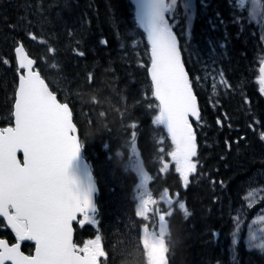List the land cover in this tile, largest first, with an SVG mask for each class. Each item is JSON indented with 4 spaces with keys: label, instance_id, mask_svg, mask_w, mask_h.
Here are the masks:
<instances>
[{
    "label": "trees",
    "instance_id": "obj_1",
    "mask_svg": "<svg viewBox=\"0 0 264 264\" xmlns=\"http://www.w3.org/2000/svg\"><path fill=\"white\" fill-rule=\"evenodd\" d=\"M204 2L207 7L201 6V0H194L196 8L191 22L181 12L174 31L181 46L187 48L184 56L190 74H202L201 58L209 64L215 59L217 68L223 69L235 91L227 96L221 93L213 97L222 104V107L213 109L209 103L207 83L197 87L202 123L194 125L200 165L185 189L174 164H170L166 172L159 171V141L163 138L166 151L171 145L164 129L152 123L155 113L147 107L154 101L150 98L147 67H140V62L147 65L150 61L146 54V40L133 18L130 0H0V61H9L7 65L0 63V126L11 122L10 97L17 80L14 48L18 42H22L37 60L38 69L58 97L70 102L82 133L90 127L87 123L90 119L103 124L98 111L108 113L107 121L112 132L94 131L86 140L84 149L101 189L98 197L102 212L101 231L105 230V236L111 240L107 246L109 258L106 264H125L121 257L115 255L113 244L110 245L116 240L114 232L121 225L127 226L132 220L140 229L148 225L157 234L160 232V216L155 211L144 209L135 199L138 183L135 174L128 175L127 183H116L117 180L113 179L114 173L123 174L122 166L131 155L130 149L123 146L128 137L120 127V112L125 109L126 119L139 124L136 129L138 151L146 171L153 177L149 190L154 195H150L157 197L165 188L170 194L179 193V199L185 202L190 212V216L184 218L182 211L174 206L166 216L170 264H264V252L246 246L245 229L235 251L231 246L232 217L242 212L248 221L260 207H264V196L251 207L247 205L246 198L250 181L264 187L260 177L264 172V141L260 140L257 131L248 127L254 118L260 121L254 126L264 130V96L259 94L255 83L259 59L264 58V41L260 40L263 33L255 30L250 22L243 25L239 21L233 22L232 16L238 11L233 0ZM25 17L31 21L30 27H9L21 24ZM28 31L35 34L37 40L28 38ZM41 39L47 43H40ZM101 39L108 41L107 47L100 44ZM133 41L138 45L135 49L131 47ZM221 43L226 47L220 48ZM49 48H55L56 53L48 52ZM76 48L84 50L86 56L75 55ZM190 54L192 59H189ZM53 64L57 67L53 68ZM89 71L93 72L91 84L86 81ZM241 91L251 101L250 112L243 104ZM93 97L100 103L94 104ZM223 112L229 115L230 120L225 124L231 123L232 129L217 126L216 118L221 116L223 119ZM240 136L245 139L239 144L232 143L231 150H228L225 140L232 142ZM117 151L124 154L123 160L116 157ZM114 165H119L121 170L112 168ZM257 177L260 179L255 182ZM211 180L217 183L213 185ZM220 181L224 182L223 186ZM142 210L146 217L139 214ZM10 233L3 230L2 236L12 242L14 239ZM86 235L90 237L89 233ZM91 236L95 234L91 233ZM23 249L32 253L33 245L25 243Z\"/></svg>",
    "mask_w": 264,
    "mask_h": 264
},
{
    "label": "snow or ice",
    "instance_id": "obj_2",
    "mask_svg": "<svg viewBox=\"0 0 264 264\" xmlns=\"http://www.w3.org/2000/svg\"><path fill=\"white\" fill-rule=\"evenodd\" d=\"M130 2L136 26L142 30L146 40V54L150 61L147 65L140 62V67H147L151 83L150 98L154 101L147 107L154 110L152 123L166 130L171 145L170 150L166 151L163 138L159 141V171L166 172L170 164H174L175 172L187 189L190 177L197 174L200 165L197 131L193 123H202L196 89L207 83L210 89L209 103L213 109L222 107L221 101L213 100V97L221 93L227 96L235 89L223 69L217 68L215 59L209 64L201 58L202 74L189 72L184 56L187 48L181 46L174 28L181 12L191 22L196 8L194 0ZM233 2L238 9L232 16L233 22L239 21L242 25L250 22L255 30L264 33V0ZM201 6L207 7L204 0H201ZM28 12H31L30 6ZM216 15L223 24L220 14ZM20 26L30 27L31 21L25 17L21 24L9 25L13 29ZM26 35L31 40H37L31 31L26 32ZM260 40L264 41V34ZM40 43L47 42L41 39ZM100 44L107 47L108 41L101 39ZM131 47L135 49L138 45L133 41ZM219 47L225 48L226 44L221 43ZM14 52L17 80L10 97L11 123L0 127V221L10 229L14 241L0 238V264H106L108 252L102 235L96 234L82 245L77 244L74 241V224L80 227L88 224L99 230L100 220L96 215L98 206L95 200L98 188L84 149L86 140L94 131L103 129L104 132H112L107 121L108 113L98 111L103 124L90 119L87 122L90 127L82 133L70 102L58 99L36 70V60L29 57L22 42L17 43ZM48 52L55 54L56 49L49 48ZM74 52L81 58L86 56V52L79 48L74 49ZM212 55L215 56V48L212 49ZM192 58L190 54L189 59ZM0 63L7 65L9 61L5 59ZM52 67L56 68L57 65L53 64ZM86 81L88 84L93 82L92 71L87 73ZM255 83L259 94L264 96V58L259 59ZM240 95L250 112V99L243 91ZM92 102L100 103L95 97ZM126 113L127 109L120 112V127L128 137L123 146L130 149L131 155L124 164V170L135 174L138 180L135 199L140 200L153 194L149 190L153 177L146 171L138 151L136 129L139 124L135 120L126 119ZM221 115L223 119L221 116L216 118L217 126L232 129L231 123L225 124V121L230 120L229 115L226 112ZM259 124L260 121L253 118L248 127L257 131L260 140L264 141V130L254 126ZM243 139L244 136L232 142L225 140V146L231 150L232 143L239 144ZM115 155L122 160L124 158L121 151ZM164 157L170 159L165 160ZM210 183L215 185L217 181L211 180ZM219 183L224 185L223 181ZM157 197L167 205L165 212L177 206L184 218L190 216L185 202L179 199V193L170 194L165 188ZM253 198L254 191L250 190L249 207L252 206ZM232 223L231 246L235 251L239 234L245 226L244 214L237 212L232 217ZM161 229H165L163 222ZM259 232L264 233V228L259 229ZM25 242L33 245L31 254L22 250ZM245 243L249 249L257 248L264 252V236H258L255 231L249 230Z\"/></svg>",
    "mask_w": 264,
    "mask_h": 264
},
{
    "label": "rangeland",
    "instance_id": "obj_3",
    "mask_svg": "<svg viewBox=\"0 0 264 264\" xmlns=\"http://www.w3.org/2000/svg\"><path fill=\"white\" fill-rule=\"evenodd\" d=\"M105 165L112 166L111 163H107V164L105 163ZM114 167L119 169V171L121 170V167L119 165H114L112 168ZM122 169H123V174H118V173L113 174L114 175L113 179L117 180L116 183H127L129 179L128 175L132 174V172H126L124 170V165L122 166ZM260 177L262 178V181L264 183V172L263 175L261 174ZM259 179L260 178L257 177V180H255V182H257ZM250 183L251 184L247 186L248 189L246 194L247 205L249 204L248 193L250 190L254 191V198L252 201V205L258 204V202L261 201V199L264 196V187L259 186V184L255 185L251 181ZM107 184L109 185L110 183ZM138 202L147 211L149 210L152 212L155 211L158 214V216H160V219H165L167 214L171 211V209L169 208L168 211L165 212L164 208H166L167 205L163 204L160 198L154 197L150 194L144 196L143 199L138 200ZM139 214L142 217L147 216L144 210H142V213ZM244 220H245V226H244L245 239L249 230L255 231L258 236H264V233L259 232V229L264 228V207H260L257 213L248 221L246 219V216H244ZM128 222L129 223H127V226L121 225L118 228V231L116 229V232H114V235H116V240L115 241L113 240L110 243V245L113 244V249L115 250L116 253L115 255L121 257L123 261H125V264H144V262L147 263L150 260L152 249L156 242V239L158 238V234L157 232L153 231L148 225H144L140 229L136 224L133 223L132 220ZM243 231L244 230H242L239 234V240L242 238ZM163 235L164 234H162V236ZM110 238L111 237H109V239ZM110 241L111 240H109V242ZM253 249H257V248H253ZM117 252H121V253L117 254ZM114 259L117 263L119 262L117 257L114 256Z\"/></svg>",
    "mask_w": 264,
    "mask_h": 264
},
{
    "label": "water",
    "instance_id": "obj_4",
    "mask_svg": "<svg viewBox=\"0 0 264 264\" xmlns=\"http://www.w3.org/2000/svg\"><path fill=\"white\" fill-rule=\"evenodd\" d=\"M26 50V49H25ZM27 52V51H26ZM28 53V52H27ZM30 57V55H29ZM32 58V57H30ZM33 59V58H32ZM35 67H36V64H35ZM43 78V77H42ZM46 82V81H45ZM47 83V82H46ZM199 100V99H198ZM199 106H200V103H199ZM166 131V130H165ZM198 152H199V148H198ZM18 155H21L22 154H18ZM87 160V159H86ZM88 161V160H87ZM93 176H94V179L96 181V178H95V175L93 173ZM97 183V181H96ZM97 188H98V193L97 195L99 194V187H98V183H97ZM97 195L95 197V200L97 198ZM163 224L165 225V229L166 230V221H162ZM161 222V223H162ZM75 229V228H74ZM74 241H75V232H74ZM151 263L152 264H170L169 263V259H168V246H167V241L163 238V237H159L157 240H156V243H155V246H154V249H153V254H152V259H151Z\"/></svg>",
    "mask_w": 264,
    "mask_h": 264
}]
</instances>
